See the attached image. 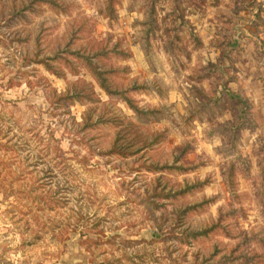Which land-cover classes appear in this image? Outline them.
Here are the masks:
<instances>
[{"label": "rangeland", "instance_id": "1", "mask_svg": "<svg viewBox=\"0 0 264 264\" xmlns=\"http://www.w3.org/2000/svg\"><path fill=\"white\" fill-rule=\"evenodd\" d=\"M260 8L0 0V264H264Z\"/></svg>", "mask_w": 264, "mask_h": 264}, {"label": "trees", "instance_id": "2", "mask_svg": "<svg viewBox=\"0 0 264 264\" xmlns=\"http://www.w3.org/2000/svg\"><path fill=\"white\" fill-rule=\"evenodd\" d=\"M259 12L258 13H260L261 12V8L258 10ZM38 62H41V63H44V64H46L47 65V63L45 62V60H40V61H38ZM94 71L96 72V75L98 76V78H99V80H100V85L105 89V91L107 92V93H113L114 91H112L111 89H110V87L108 86V84H107V82H106V78L105 77H103V73L101 72V71H98L97 69H96V67H94ZM124 99H126L125 97H124ZM126 100H128V99H126ZM129 101V100H128ZM133 108H136L134 105H131ZM136 111H142L141 109H138V108H136ZM114 152H116V148L115 147H113L112 149H110V151H109V153H114ZM119 153L121 152V151H118ZM121 153H123V154H125V151H123V152H121ZM191 235H198V234H200V232H192V233H190Z\"/></svg>", "mask_w": 264, "mask_h": 264}, {"label": "built area", "instance_id": "3", "mask_svg": "<svg viewBox=\"0 0 264 264\" xmlns=\"http://www.w3.org/2000/svg\"><path fill=\"white\" fill-rule=\"evenodd\" d=\"M260 7H261V13H262V16L264 17V0H256Z\"/></svg>", "mask_w": 264, "mask_h": 264}]
</instances>
